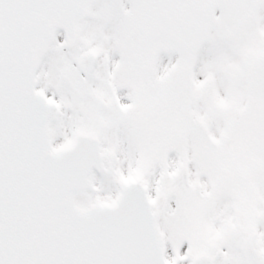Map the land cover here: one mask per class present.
Instances as JSON below:
<instances>
[{
  "label": "snow or ice",
  "instance_id": "1",
  "mask_svg": "<svg viewBox=\"0 0 264 264\" xmlns=\"http://www.w3.org/2000/svg\"><path fill=\"white\" fill-rule=\"evenodd\" d=\"M0 264H264V0H0Z\"/></svg>",
  "mask_w": 264,
  "mask_h": 264
}]
</instances>
